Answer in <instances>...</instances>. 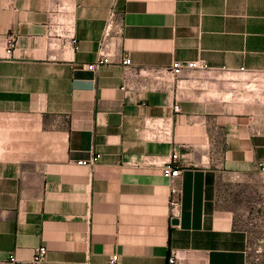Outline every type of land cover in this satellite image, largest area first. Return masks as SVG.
<instances>
[{
  "label": "crops",
  "instance_id": "crops-1",
  "mask_svg": "<svg viewBox=\"0 0 264 264\" xmlns=\"http://www.w3.org/2000/svg\"><path fill=\"white\" fill-rule=\"evenodd\" d=\"M69 4L73 38L52 30ZM113 12L106 50L88 68ZM16 41L7 46V37ZM138 67L204 60L179 86L122 89ZM229 69V71L223 70ZM256 77L262 85L248 88ZM172 123L147 139L148 117ZM180 155L181 210L143 155ZM98 156L90 166L80 159ZM264 173V0H0V264H251L225 189ZM176 218L177 221L172 220Z\"/></svg>",
  "mask_w": 264,
  "mask_h": 264
},
{
  "label": "built area",
  "instance_id": "built-area-1",
  "mask_svg": "<svg viewBox=\"0 0 264 264\" xmlns=\"http://www.w3.org/2000/svg\"><path fill=\"white\" fill-rule=\"evenodd\" d=\"M51 27L54 32L64 38H73L75 30V19L69 4H56L51 12ZM103 36L100 40V51L98 57L91 63L87 64L91 70L112 62L109 52L106 48L109 46L108 35L112 27L113 12L110 13ZM7 46L12 47L16 41L14 34L7 37ZM120 63L124 68V80L122 89L125 91H136L141 93L145 90L155 88H171V86H179L181 74L184 70L206 69L208 65L204 60H186L173 61L169 65L161 67H138L134 66L129 55L122 56ZM223 70L229 71L227 68ZM251 90H257L262 85L256 80V77L247 85ZM172 121L163 116L148 117L145 120L143 133L147 139L167 141L172 137ZM179 153L174 151L169 156L164 157L160 154L152 153L143 155L140 162L146 165H161L162 173L169 181V214L171 217L177 216L181 210V189L178 184L182 173V167L179 162ZM98 160L97 155H93L88 159H80L78 162L86 165H94ZM47 248L45 245H39L35 248L34 253L29 260L30 264H46ZM179 258L178 251L175 248L170 250L168 255V264H175ZM8 261L12 264H22V261L16 258L13 253L8 255ZM118 262V255L114 254L110 258L111 264Z\"/></svg>",
  "mask_w": 264,
  "mask_h": 264
},
{
  "label": "rangeland",
  "instance_id": "rangeland-1",
  "mask_svg": "<svg viewBox=\"0 0 264 264\" xmlns=\"http://www.w3.org/2000/svg\"><path fill=\"white\" fill-rule=\"evenodd\" d=\"M225 206L247 234L251 264H264V173H252L225 189Z\"/></svg>",
  "mask_w": 264,
  "mask_h": 264
},
{
  "label": "water",
  "instance_id": "water-1",
  "mask_svg": "<svg viewBox=\"0 0 264 264\" xmlns=\"http://www.w3.org/2000/svg\"><path fill=\"white\" fill-rule=\"evenodd\" d=\"M172 221H173V222H176V221H177V219H176V218H174Z\"/></svg>",
  "mask_w": 264,
  "mask_h": 264
}]
</instances>
